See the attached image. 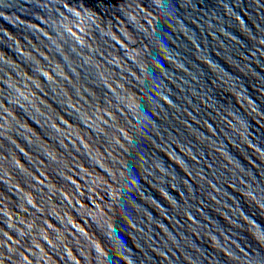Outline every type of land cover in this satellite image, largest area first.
<instances>
[{"label":"water","instance_id":"1","mask_svg":"<svg viewBox=\"0 0 264 264\" xmlns=\"http://www.w3.org/2000/svg\"><path fill=\"white\" fill-rule=\"evenodd\" d=\"M0 264H264V0H0Z\"/></svg>","mask_w":264,"mask_h":264}]
</instances>
